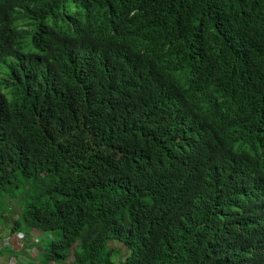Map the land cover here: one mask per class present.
Wrapping results in <instances>:
<instances>
[{"label":"trees","instance_id":"16d2710c","mask_svg":"<svg viewBox=\"0 0 264 264\" xmlns=\"http://www.w3.org/2000/svg\"><path fill=\"white\" fill-rule=\"evenodd\" d=\"M0 220L43 263L264 264V0H0Z\"/></svg>","mask_w":264,"mask_h":264},{"label":"crops","instance_id":"0c3cea01","mask_svg":"<svg viewBox=\"0 0 264 264\" xmlns=\"http://www.w3.org/2000/svg\"><path fill=\"white\" fill-rule=\"evenodd\" d=\"M33 234H37V232L31 231V235ZM7 233L2 234V236H6ZM20 239H18V242L15 241L14 239H11V243L14 244V248H16V250H14V252H12L11 250H5L3 248H0V264H42V262H40V259L38 260V257L36 256V253H34L33 251H36L37 249L33 247V244H31L29 246V252H31L32 254V259H29V253L26 250L28 247H26L23 244V241H25L24 239H22L21 241V245L23 246L21 248L20 246ZM25 243V242H24ZM38 251V250H37ZM4 252H9L11 253V255H8L7 253ZM14 254L16 256H14ZM38 254H40V251H38ZM37 260V261H36ZM39 261V262H38ZM48 264H53V261H49L47 262Z\"/></svg>","mask_w":264,"mask_h":264},{"label":"rangeland","instance_id":"374dc122","mask_svg":"<svg viewBox=\"0 0 264 264\" xmlns=\"http://www.w3.org/2000/svg\"><path fill=\"white\" fill-rule=\"evenodd\" d=\"M17 215H18V212H17ZM7 217H8V219L9 218H11V219H13L14 218V215H10L9 216V214H7ZM2 221H4L3 220V218H2ZM0 224H1V220H0ZM9 229L7 228V227H2V226H0V238L2 239L3 238V240L5 239V240H7V241H11V233H9ZM34 232H36V231H34ZM5 233H7V235L6 236H2V234H5ZM14 234H16V235H18L20 238H21V241H22V239H24L25 241H23V244L26 246V247H28L29 248V246L31 245V244H33V247L34 248H36L38 251H40L39 250V246H41V245H43V241L45 240L44 239V236L43 235H41V234H33V235H31V231H29V232H27V231H22V232H20V231H18V232H13ZM37 239V243L36 244H34L33 242H34V240H36ZM21 241H20V246L21 247H23L22 245H21ZM25 242V243H24ZM39 243V245H37ZM3 249H5V250H9V248H7V247H4ZM37 252V251H36ZM4 253H7L8 255H11V253H9V252H4ZM29 253V256L30 257H28L29 259H32V254H31V252H28ZM14 256H16L15 254H14ZM36 256L37 257H41L42 256V254L40 255V254H38V253H36ZM70 261L72 260V258L71 257H69L68 258ZM37 261V260H36ZM39 262V261H38ZM40 262H42V264H48V263H43V259L42 258H40ZM53 264H55V263H53Z\"/></svg>","mask_w":264,"mask_h":264},{"label":"built area","instance_id":"2783aa9c","mask_svg":"<svg viewBox=\"0 0 264 264\" xmlns=\"http://www.w3.org/2000/svg\"><path fill=\"white\" fill-rule=\"evenodd\" d=\"M11 239H14L17 242H18V239L21 240V238L18 235H16V234H12L11 235ZM4 247L9 248V250H11V251L16 250V248H14L15 247L14 244L11 243L10 241L5 240V239L4 240H0V248H4Z\"/></svg>","mask_w":264,"mask_h":264},{"label":"clouds","instance_id":"9594fccd","mask_svg":"<svg viewBox=\"0 0 264 264\" xmlns=\"http://www.w3.org/2000/svg\"><path fill=\"white\" fill-rule=\"evenodd\" d=\"M12 234H14V233H12ZM0 240H3V238L1 239L0 238ZM34 244H36L37 243V239L36 240H34V242H33ZM22 248V247H21ZM29 249L30 248H27L26 250L29 252ZM37 251V250H36ZM36 251H33L34 253H38V251L36 252ZM12 252H14V251H12Z\"/></svg>","mask_w":264,"mask_h":264}]
</instances>
